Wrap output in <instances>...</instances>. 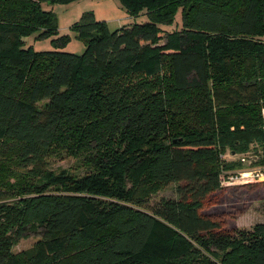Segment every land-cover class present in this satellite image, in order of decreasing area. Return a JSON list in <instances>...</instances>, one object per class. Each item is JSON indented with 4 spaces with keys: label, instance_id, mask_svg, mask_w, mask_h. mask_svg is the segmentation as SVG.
Returning <instances> with one entry per match:
<instances>
[{
    "label": "trees",
    "instance_id": "obj_1",
    "mask_svg": "<svg viewBox=\"0 0 264 264\" xmlns=\"http://www.w3.org/2000/svg\"><path fill=\"white\" fill-rule=\"evenodd\" d=\"M77 1L0 0V264H264V223L206 213L264 172V0H117L147 22L85 12L75 54L44 4Z\"/></svg>",
    "mask_w": 264,
    "mask_h": 264
},
{
    "label": "rangeland",
    "instance_id": "obj_2",
    "mask_svg": "<svg viewBox=\"0 0 264 264\" xmlns=\"http://www.w3.org/2000/svg\"><path fill=\"white\" fill-rule=\"evenodd\" d=\"M46 10H53L59 21L60 36L70 35L71 41L64 49L66 52L81 54L85 50L84 44L75 39L69 27L77 22L85 12H93L97 21H104L111 31L118 30L125 26L134 24H144L147 22L146 15L131 17L121 7L117 0H78L69 5L51 6L44 4ZM29 44L37 51L52 50L50 40L35 41L34 37L29 39ZM254 157L251 152L249 159ZM228 159H232L228 155ZM73 159L55 160L52 163L53 169H68L74 167ZM251 164L248 162L242 172H251ZM237 181V180H236ZM243 182H230L229 177L222 180V189L218 195L221 203L209 208L207 214H226L227 226L229 229H252L255 225L264 223V186L248 188ZM177 198L176 185H171L153 197L151 204L159 202L161 199ZM37 242V237L31 236L21 241L14 248L15 253L30 249Z\"/></svg>",
    "mask_w": 264,
    "mask_h": 264
},
{
    "label": "built area",
    "instance_id": "obj_3",
    "mask_svg": "<svg viewBox=\"0 0 264 264\" xmlns=\"http://www.w3.org/2000/svg\"><path fill=\"white\" fill-rule=\"evenodd\" d=\"M230 182H243L245 184L254 182H264V172L253 170L249 173L239 172L234 176H230ZM237 180V181H236Z\"/></svg>",
    "mask_w": 264,
    "mask_h": 264
}]
</instances>
